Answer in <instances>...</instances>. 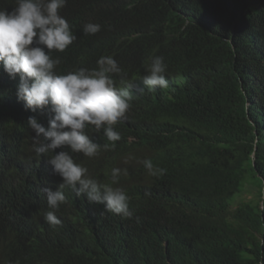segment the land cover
<instances>
[{
  "label": "trees",
  "instance_id": "trees-1",
  "mask_svg": "<svg viewBox=\"0 0 264 264\" xmlns=\"http://www.w3.org/2000/svg\"><path fill=\"white\" fill-rule=\"evenodd\" d=\"M65 9L69 18L88 15L87 23L101 25L95 35L72 25L80 40L103 48L123 41L137 74L162 56L180 84L160 88L136 115L130 136L167 171L131 191L141 205L133 225L78 228L59 257L72 264H264L257 239L264 237V0H67ZM11 94L0 90V240L16 246L24 242L17 221L32 208L37 155ZM2 250L0 263L21 251Z\"/></svg>",
  "mask_w": 264,
  "mask_h": 264
},
{
  "label": "clouds",
  "instance_id": "clouds-1",
  "mask_svg": "<svg viewBox=\"0 0 264 264\" xmlns=\"http://www.w3.org/2000/svg\"><path fill=\"white\" fill-rule=\"evenodd\" d=\"M66 4L0 5V90L12 93L37 155L30 162L32 208L17 221L24 242L0 240L1 247L21 251L0 264H72L59 257L65 239L78 228H130L141 209L131 191L167 171L144 158L149 150L130 133L143 103L160 88L180 84L178 78L162 56L150 57L141 67L145 73L137 74L123 41L103 48L80 40L72 25L85 35L101 25L87 23L88 15L69 18ZM128 144L136 147L124 148ZM257 239L264 245V237Z\"/></svg>",
  "mask_w": 264,
  "mask_h": 264
}]
</instances>
